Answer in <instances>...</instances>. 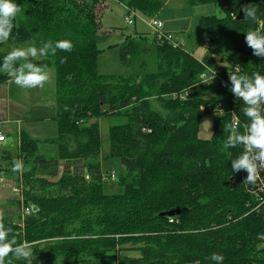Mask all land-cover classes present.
I'll return each mask as SVG.
<instances>
[{"label":"trees","instance_id":"obj_1","mask_svg":"<svg viewBox=\"0 0 264 264\" xmlns=\"http://www.w3.org/2000/svg\"><path fill=\"white\" fill-rule=\"evenodd\" d=\"M99 1L15 0L23 13L8 45L39 47L42 42L67 39L73 48L31 61L55 69L54 120L59 133L53 142L59 157L42 154L40 139L26 131L19 134L15 157L9 161L5 157L9 151L2 152L8 160L6 168L0 165L4 173L14 160L23 161L27 170L17 178L27 186L22 198L27 206L39 209L25 222L5 217L4 223L19 242L58 238L41 251L54 254L63 264H107L110 258L117 264H211L207 257L214 252L223 255V264H264V249L256 247L264 242L257 239L264 233V210L251 211L253 197L239 183L240 174L231 170L230 159L241 149L227 150L232 157L222 150L227 138L224 124L231 122L234 111L242 112V102L227 85H217L210 93L201 87L205 64L214 67L208 57L199 59L185 49L160 45L153 36L156 72L101 74L97 35L102 23L95 9ZM117 1L126 14L139 10L148 16L159 14L166 3ZM187 1L218 4L222 16H201V31L212 40L225 37L232 42L241 72L264 74V58L254 55L245 42L250 28L264 30V0ZM249 4L258 9L256 23L238 17ZM11 50L0 49V63ZM148 50L134 36L127 37L120 47L121 60L127 65ZM9 78L0 73V81ZM180 93H186L184 99L173 96ZM219 105L225 114L214 120L212 136L202 138L204 119ZM117 115L127 121L110 126L106 158L120 159L126 173L118 180L122 191L107 194L105 175L96 160L99 117ZM60 160L64 172L56 181L47 180L58 175ZM37 183L46 191L38 192ZM171 210L179 214L168 215Z\"/></svg>","mask_w":264,"mask_h":264},{"label":"rangeland","instance_id":"obj_2","mask_svg":"<svg viewBox=\"0 0 264 264\" xmlns=\"http://www.w3.org/2000/svg\"><path fill=\"white\" fill-rule=\"evenodd\" d=\"M163 6L160 13L153 16L145 15L141 11L136 10L135 14H132L135 22L129 24L126 21L127 10L122 3L117 0H100L99 3L96 4L97 8L95 9H97V13H100V20L102 23L99 35H97V44L102 51L98 59V71L101 74L141 76L145 73L157 71L158 56L156 44L152 40L150 34L151 28L148 24L154 16H158L162 20L166 31L182 38L185 42V50L192 52L197 58L200 59L204 56L208 57V59L212 61L214 68L221 71L224 69L233 71L236 66L240 69V66L235 64L238 55L235 53L232 42L225 37L212 40L211 37H208L200 29L199 21L201 16L211 14L222 16V11L218 4L210 1L204 3H189L187 0H166ZM132 36L140 42L142 48L149 47L150 50L147 52H140L132 57L130 63L126 65L121 60L120 47L124 45L127 37ZM207 43H211V49L205 48ZM4 45H8V41ZM4 47L0 49L6 51L8 49L25 46L16 45L14 43L9 44L6 48ZM143 62L146 64L143 65ZM49 74L50 82L43 88L21 89L13 83L9 84V92L15 95V99L22 101V104L26 105L27 109H23L24 116L28 114L33 118H42V122L34 124V128L43 133L41 137H38L41 141L40 147H38L40 152L42 154L59 157L58 145L53 142V139H55L59 133L57 122L53 119L57 112L55 104V69L53 67L49 69ZM7 85L8 84L5 86L6 90H8ZM201 87L208 92H211L214 88H208L204 85ZM215 116V114L209 115L211 118ZM23 119H25V117H23ZM5 121L4 117L0 119V130L3 132H9V130H11V136L15 137L17 133V123ZM125 121H127V118L123 115L99 117L101 144L100 155L96 160L100 161L102 171L105 175L103 186L104 192L107 194H118L122 191V187L118 180L122 173H126L120 159L106 158L110 151L109 128L113 124L123 123ZM3 151H9L8 156L5 157H8L9 159H6L10 161V157H15L17 154L18 148L17 145L15 146L13 144V140L0 144V165L6 168V162L8 160L2 157ZM87 160L89 161V159ZM63 164L64 161L60 160L57 176L48 177L46 179L56 181L64 172ZM113 172L115 178H111V173ZM20 175L21 172H19L18 175V173L13 172L12 169L6 173L0 171V180L5 179V181L0 184V210L3 211L4 217H10L18 222H25L26 218L33 212L30 211V214L25 217L23 216L26 214L23 213V209L27 205L21 193L23 188H27V186H25V181L22 178H20V181H17ZM18 182L21 183L19 184ZM37 187L40 193L46 191V188L43 189L40 183H37ZM16 189H18V191H16ZM57 239L58 238L50 237V239L44 238L29 242L32 243L34 247L32 264H63V260L56 259L54 254L48 251H41V249L46 247L47 243L50 244ZM107 264H117V259L110 258Z\"/></svg>","mask_w":264,"mask_h":264},{"label":"clouds","instance_id":"obj_3","mask_svg":"<svg viewBox=\"0 0 264 264\" xmlns=\"http://www.w3.org/2000/svg\"><path fill=\"white\" fill-rule=\"evenodd\" d=\"M242 11L244 21L257 22L256 5H246ZM22 13V8L15 0H0V44L10 39L16 27V21ZM245 42L254 55L264 58V30L250 28L245 33ZM72 48V42L67 39L49 40L42 42L39 47L29 44L27 47L14 48L3 57L0 73L11 77V82L21 89L43 88L50 82L48 66L31 61L38 57L46 58L50 54L54 56L57 50L70 52ZM65 60L66 58L62 59L61 63ZM215 75L214 71L211 82ZM229 80L231 93L243 104L241 111L245 123L243 127L236 122L224 124L223 131L227 133V138L222 145V150L241 149L235 158L230 159L231 170L234 173L245 171L247 176L243 183L256 185L261 179V173H264V74L241 72L237 67L229 72ZM202 110L203 108L200 111ZM204 123L211 126L210 121L205 120ZM227 155L232 157L231 151H227ZM26 170L22 160L13 161V172L22 173ZM38 210L37 205L30 204L29 211L35 213ZM4 219V213L0 210V264H13L14 261L32 264L33 244L19 242L12 235L13 229L4 223ZM257 239L264 241V233L258 234ZM256 247L264 249V243H259ZM207 259L211 264H223L224 257L214 252Z\"/></svg>","mask_w":264,"mask_h":264},{"label":"built area","instance_id":"obj_4","mask_svg":"<svg viewBox=\"0 0 264 264\" xmlns=\"http://www.w3.org/2000/svg\"><path fill=\"white\" fill-rule=\"evenodd\" d=\"M132 14H135L134 10H131L129 13L126 15V21L129 24H133L135 21L132 17ZM149 27L151 28V33L152 36L155 38V40L160 44V45H171V47L174 48H182L185 49V42L182 38H179L177 35L168 32L164 29V23L158 16L152 17L151 21L148 23ZM205 45V44H204ZM211 43H207L205 45L206 49H211L212 46ZM208 65V64H207ZM209 66V65H208ZM206 66L205 64V69L204 71L200 74V84L204 85L205 87H215L217 85H227L228 87H231L230 80H229V72H232L230 70H218L214 67L211 66ZM237 68V66L235 67ZM216 73L215 78L211 82V77L212 74ZM211 82V83H210ZM208 83V84H205ZM186 94V93H185ZM185 94L180 93V94H174V97H180L181 99L185 98ZM224 109L221 105H219L213 114H215V119L222 117L224 113ZM231 122H236L240 126H243L245 123L243 113L242 112H237L234 111L232 113V118ZM6 139V135L0 133V142L4 141ZM239 183L243 186L246 192H248L252 197L253 201L249 204L251 207V211H261L264 210V173H261V179L257 182L256 185H247L243 183L245 180L247 173L245 171L239 172ZM111 178H115L114 172L111 173ZM18 191V189H16ZM23 216L25 217L26 215L30 214L29 207L25 206L23 209ZM255 264H262V263H255Z\"/></svg>","mask_w":264,"mask_h":264},{"label":"crops","instance_id":"obj_5","mask_svg":"<svg viewBox=\"0 0 264 264\" xmlns=\"http://www.w3.org/2000/svg\"><path fill=\"white\" fill-rule=\"evenodd\" d=\"M169 32V31H168ZM150 33V32H149ZM152 37V35H151ZM205 57V56H204ZM204 57L200 58L203 59ZM7 85V89H5V86ZM9 84H13L11 82V78L6 80V81H0V119L1 118H5V122H16L17 123V133L16 136H11V130H9V132H3L0 130V133L6 135V139L1 143H6L8 141H12L13 140V144L17 147H19V142H20V133L21 131H26L27 133H29L32 137L37 138L41 137V135L43 133L37 131L34 128V124H37L39 122H42V118H33L32 116H29L28 114H26V116H24V112L23 109H27L26 105H23L22 101H18L17 99H15V95L11 94V92H9V88L10 85ZM39 104V103H37ZM23 117H25V119H23ZM54 119V117H53ZM210 121L211 126H213L215 117L211 118L209 117V115L204 119V121ZM202 124V128H201V132H200V136L202 138L205 139H209L212 136V127L207 124L204 123ZM11 139V140H10ZM9 147V146H7ZM5 179H1V183L4 182Z\"/></svg>","mask_w":264,"mask_h":264},{"label":"water","instance_id":"obj_6","mask_svg":"<svg viewBox=\"0 0 264 264\" xmlns=\"http://www.w3.org/2000/svg\"><path fill=\"white\" fill-rule=\"evenodd\" d=\"M239 18H242L243 16L242 15H240V16H238ZM0 184H1V180H0ZM168 215H175V214H179V210H171L170 212H168L167 213Z\"/></svg>","mask_w":264,"mask_h":264}]
</instances>
